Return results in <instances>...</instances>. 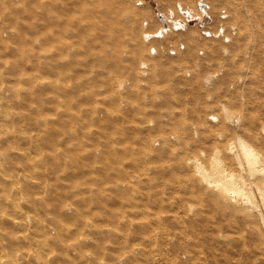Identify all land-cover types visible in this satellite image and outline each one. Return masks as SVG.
I'll return each mask as SVG.
<instances>
[{"label": "rangeland", "instance_id": "374dc122", "mask_svg": "<svg viewBox=\"0 0 264 264\" xmlns=\"http://www.w3.org/2000/svg\"><path fill=\"white\" fill-rule=\"evenodd\" d=\"M10 1V4L15 6L14 10L10 5L7 7L5 0H0V86L2 88L8 86L19 92V96L11 99L13 106L11 111L13 114L22 115L30 113V122L26 127L23 125V129H16L22 124L23 119H14L13 126L10 125L6 131H0V195H12L16 199L20 195H36L42 199H55L61 204L67 202L71 205L72 200L75 201L78 196L96 199L103 195L102 201L88 205L85 220H89V223L83 222L84 225L86 223V228L82 227L76 234L82 236L81 241L84 239L83 243L85 241L86 246L84 244L82 246L89 254V258L97 259V263L100 264L105 262L132 264L133 261L127 256L137 244L136 247H140L141 251L135 250L139 254V257L135 258V264L138 261V264H174L167 255L172 250L178 254V258L185 259L180 243L183 240L184 222L187 218L184 214L188 213L186 205L192 203L191 195L166 193L152 195V188H155L153 187L155 185H150L148 174L132 169L130 154L132 150L125 148L134 149V153L137 154L133 157L136 156L137 162L154 164L155 160L149 156L150 153L138 149L137 146L142 139L152 141V144L158 142L159 144H154V147L161 144L162 137L153 134L158 121L171 122L175 118L181 120L185 126L191 125L203 98L217 95L216 99H224L226 95L223 87L217 89L213 81L201 83L200 80H195L197 70L203 78L209 71L217 68L216 65L220 61H229L230 58L227 57L229 51L223 52L221 46L224 45L213 39L216 38L215 31L221 38L224 37L222 26L231 28L234 25L237 32L243 31V35L248 37L234 47V53L246 51V58L243 60L238 55L234 56V66L229 67V74L224 78L225 87L232 81L231 75L246 73L247 84L239 91L245 93L247 98L251 82L249 79L256 74L259 81L253 88V96L264 93V62L253 60L260 47L259 39L264 38V1L259 0L252 4L246 0H134L135 3L132 2L131 5L139 14V21L135 20L137 37L140 39L144 31H158L159 38L156 40L163 48L157 54L152 48L151 52L153 51L154 55L151 54L153 56L151 58L147 50L144 51L142 48L134 66L129 65L132 62V43L124 42L115 47L113 36L108 33L107 27L106 30L101 27L94 28V31L100 32L95 36L87 31L72 30L65 15L60 21L57 20L59 0ZM24 5L32 7L33 11L26 15L16 10L17 7ZM9 13L16 15L15 21H11ZM72 14L75 17L83 15L79 9L74 10ZM247 14L249 19L245 27L242 17L248 16ZM131 23L130 18L126 20L122 17L111 25L120 29L118 35L124 39V31L131 29ZM159 25L164 26L162 27L164 30H159L161 29ZM171 25L173 29H170ZM162 32H165L164 36L161 35ZM189 40H193V44L190 45ZM19 46L23 48V54L17 52ZM231 46H228V49ZM123 48H127V51L122 50ZM260 52L264 55V45ZM183 55H189L188 60L180 57ZM153 58H159L162 62L161 68L167 71L158 72L155 78L149 77L142 83L139 80L140 94L137 103L139 109L132 115L122 114L117 107L123 104L120 96L124 89L119 88L118 81L129 78L125 77V73L134 75L144 60L150 62ZM224 70L221 69L213 80L221 79L225 74ZM117 71L120 75L114 76ZM185 71H190V74H185ZM122 72L124 74L121 75ZM45 81L49 82L48 85H45ZM151 83L154 85H150ZM229 87L230 90L236 89L233 84ZM24 95L30 100L28 104L21 103L20 99H23ZM169 96L178 101L166 102ZM126 97L129 101L130 97ZM0 108L1 114V105ZM172 133L174 141H177L178 131L169 128L167 135L170 136ZM33 138H36L35 142ZM105 142L112 145L110 155H106L107 149L103 145ZM190 143L191 141H186L187 145ZM177 145L178 147L185 145L184 140ZM33 158L39 162L37 165ZM33 162L37 167L33 166ZM135 174L142 179L136 181L137 185L127 187V179ZM133 193L137 196L132 195ZM23 201L21 198L22 203ZM21 209L13 205H4L2 212L8 217H17ZM142 211L145 212L144 216L141 214ZM150 211H153L152 214ZM201 213L209 216L212 211L204 206ZM108 216L113 218L109 219ZM47 217L44 221L48 224L45 228L46 233L53 237L57 234L58 228L57 225L48 223L52 220ZM134 217L138 219L135 221ZM28 218L27 228L9 223L0 226V233L4 230L8 232L4 231L3 238L0 235L3 243L0 247L1 264H9L10 259L16 257L20 259L19 264H34L23 258H26L24 254L28 249L31 253L37 252L36 246L40 244L41 234L35 230L32 219ZM121 220L126 222L123 224ZM143 220L146 221L142 225H137V229L134 224L136 222L140 224L139 222ZM67 221L71 225L72 221ZM160 223L164 224L160 225L164 228L159 226ZM147 224L150 225L147 227ZM73 227L74 225H71L74 230ZM106 230H113V233ZM166 231H169L167 235L172 240H166ZM11 233L18 234L17 239L20 242L14 240ZM71 235L73 237L74 234ZM24 236L27 237L26 240L23 239ZM145 236H149L153 241L150 239L143 241ZM72 240L73 238L69 239V242ZM133 242L138 243L131 245ZM26 245L29 247H25ZM152 245H155L154 247L158 245L160 252ZM146 247L147 253L144 250ZM52 255L53 253L48 251L41 255L43 264H49L47 259H51Z\"/></svg>", "mask_w": 264, "mask_h": 264}, {"label": "bare ground", "instance_id": "6f19581e", "mask_svg": "<svg viewBox=\"0 0 264 264\" xmlns=\"http://www.w3.org/2000/svg\"><path fill=\"white\" fill-rule=\"evenodd\" d=\"M246 1L252 4L259 2V0ZM5 2L7 7L10 5L12 10L15 9V6L10 4V0H5ZM132 2L135 3L134 0H59L57 3V15L59 19L57 20L60 21L63 15H65L69 19L68 23L72 30L78 32L87 31L95 36L99 35L100 32L94 31V28L101 27L106 30L107 27L108 33L113 36L115 47H119L124 42L132 43V62L129 65L134 66L136 57L142 48L144 51L147 50L150 58L153 57L152 55H154V53L157 54L161 52L163 48L161 47L160 42L156 40V38H159L157 36L159 35L158 31H144L142 32V35H140V39L137 37L135 20L139 21V14L131 5ZM47 8L49 11V7ZM76 9H79L83 13L81 17H75L72 14ZM16 10L28 15L33 11V8L24 5L23 7H17ZM204 11L207 12V9L204 8ZM8 16H10L11 21L16 20L15 14L9 13ZM122 17H125L126 20L130 18L132 21L130 26L131 29L129 31H124V39H121L120 35H118L121 32L120 29H116L115 26L111 25L115 20H119ZM237 18L240 19L241 17L237 16ZM248 19L249 15L242 17L245 27ZM162 27L159 25V28H161L159 30H164ZM222 28L224 33L221 35L224 37L221 38V36L217 34V31H215L216 38L213 39L222 43L221 45H224L221 46L223 52L229 51L227 54V57L230 58H228L229 61H220L216 65L217 68L209 71L203 76L204 79L198 72L199 70H197L195 73V80H200V82L213 81L215 88L218 89V87H223L225 89L224 95H226L224 96V99H216L217 95L211 98L208 97L209 99L203 98L196 116L192 118L193 122L191 125L185 126L181 120H175V118L171 122H164L162 120L158 121L157 126L153 129V134L156 133L162 137L161 144L154 147V144L159 143L152 144V141L148 142L142 139L137 146L138 149L146 150L150 153L149 156L155 160L154 164L150 163L151 165H149L144 162H137L135 159L136 156L133 157V155L137 154L134 153V149L125 148V150H132V152H130L132 156V169L139 173L148 174L150 185H155L153 186L155 188H152V195H163L164 193L167 195H191L192 203H187L188 205H186V211L188 213L186 214V211L184 212V215H187V218L184 222L183 240L180 243L185 254V259L178 258V254L175 251H169L167 254L168 259L174 264H264V93L259 96H253V88L259 81L256 74H254L252 79H249L251 82L248 87L247 98L245 93L239 91L240 88L245 87L247 84L246 73L244 75L242 72L240 75L239 73L231 75L232 81L229 84L227 83L225 87L224 78L229 74V67L231 68L234 66V56L238 55L239 58L243 60L246 58V51H243L242 53H234V47L238 45L239 41L247 40L248 37L243 35V31H240V33L239 31L237 32V28L234 25L231 26V28H225L224 26H222ZM170 29H173L172 25ZM163 33L165 34V32H162L161 35H163ZM259 40L260 47L255 53L253 60L256 59L258 62H264V55L260 52L264 45V38H260ZM189 41L191 42L190 45L193 44V40ZM230 45L232 46L228 49V46ZM152 48L154 49V53H152L153 51L151 52ZM122 50L127 51V48H123ZM18 51L19 54H23L24 52L21 46L18 47L17 52ZM180 57L186 61L188 60L189 55H183ZM229 63L231 64L229 65ZM161 65L162 62L159 58H153L150 62L144 60L138 72L136 71L132 76L125 73V77L129 78H122L118 81L117 85L119 88L124 89L123 93L120 91L122 93V96L120 97L123 104L121 105L119 103L121 107H117L122 114L132 115L137 112L139 109L137 103L140 94L138 88V84L140 83L139 80L142 83L149 77L155 78L158 72H166L167 70L162 69ZM221 69H225L224 76L219 80H213L214 77L218 76L217 74ZM122 74H124V72H122L121 75ZM185 74H190V71H185ZM115 75H120V72H115L114 76ZM29 80L30 77L28 78V81ZM38 82L40 81L38 80ZM47 83L49 82H46L45 85H48ZM189 83L190 82H188V84ZM230 84L235 85L236 89L230 90ZM150 85H154V83H151ZM209 85L211 87V84ZM6 91H8V93H6ZM11 92L13 93L11 94ZM18 94L19 92L17 90L11 89L8 86L4 88L0 86V105L2 107V113L0 114V131H6L9 129L10 125L13 126L14 119H23L22 124H20L19 127H16V129H23V125L26 127L30 122V113L22 115V113L13 114L11 111L13 108L11 105V99H14V96H19ZM25 96L26 95L22 97L23 99H20L21 103L24 102L25 104H28V101L30 100ZM126 96L130 97L129 101ZM173 98V96H169L166 102L171 103L172 100L178 101ZM193 111H195V109H193ZM169 128L178 131L179 134L176 137L177 141H174V133L169 134L170 136L167 135ZM149 134L150 133H146V135ZM34 139L36 138H33V140ZM182 140H184L185 145L178 147L177 143H180ZM35 141L36 140H34V142ZM186 141H191V143L187 145ZM103 145L106 146L107 149L106 155H110L112 145L108 142H105ZM31 162L32 161H30V163ZM37 163L39 162L36 161V165ZM32 164L33 166H36L34 165V162ZM145 175L144 177L147 178ZM141 179L142 177H139L137 174L130 176L127 179V187L131 188L133 185H137L136 181H140ZM138 185L140 186L142 184ZM137 190L141 191L140 189ZM134 191L135 190H133V192ZM132 195L135 194L133 193ZM136 196L137 195H135V197ZM21 198L24 199V203L21 202ZM103 199V195L96 199H92L89 196H78L75 201L72 200L74 204L71 201V205L67 202L61 204L59 200L55 199H42V197L36 195H20L17 199L12 195H0V226L9 223L20 228H27L26 220L29 219L28 217L32 219L35 230L41 234V239L40 244L36 246V253H31L30 249L25 252L24 255H26V258L23 259H26L28 263L32 261L34 264H43L41 255L48 251L53 253L51 259H47L49 264H100L97 263V259L95 260L93 257L89 258V254L83 249L84 246H82L83 244L86 246L85 241L83 243L84 239L81 241L80 238L82 236H76V234L79 229H82V227L85 226L86 228V223L84 225L83 222H87V224L89 223V220H85V211L88 208V205L90 206L92 202L98 203ZM140 200L141 199H139L138 202H140ZM143 200L144 199H142V201ZM4 205H13L14 207L22 209L18 211L17 217H8L2 212ZM130 205L132 206V204ZM134 205L135 204H133V206ZM204 206L209 207L212 211L211 215L208 216L201 213ZM24 207H27V209ZM183 207L185 206L183 205ZM152 212L150 214H152ZM143 213L145 212L142 211L141 214ZM129 214L130 213H128V215ZM134 214L135 213H133V215ZM156 214H158V212ZM115 216L118 217L117 215ZM46 217L53 221H48V223H53L55 226L57 225L58 232L53 237L46 233L45 228L48 225L44 222ZM109 217L110 216H108V218ZM135 219L137 220L138 218L134 217V220ZM67 220L72 221L71 225H74V230L71 228V225ZM122 221L123 220H121V222ZM144 221L146 220H143V222L138 221L140 224H137V222L134 224L133 221L131 222L134 226H137L142 225V223L144 224ZM124 222H126V220L123 221V224ZM150 224H147V227ZM162 224L160 223L159 226ZM160 227L164 228V226ZM136 228L138 229V226ZM106 229H108V227ZM110 231L106 230V232L109 233ZM141 231L143 232V230ZM5 232L8 233L7 231ZM3 233H0L2 238L4 237L2 236ZM72 233L74 234L73 237H71ZM146 233L148 235V232ZM168 233L169 231H166L167 241L172 240V238L167 235ZM118 234L120 235L121 233ZM17 236L18 234L15 235L11 233V237L20 242V240L17 239L19 238ZM71 238H73V240L69 242V239ZM23 239L26 240L27 237L24 236ZM149 239V236H145L143 241H148ZM143 241L142 244L144 243ZM151 241H153V239ZM138 242L140 241L138 240ZM136 243L133 242L131 245ZM1 246H3V243L0 238V247ZM136 246L137 244L132 250H130L131 253L127 256L130 261H133L132 264L136 261L135 258L139 257V254H137L135 250L141 251V248ZM154 246L153 248H157L158 245H156V247ZM25 247L29 246L26 245ZM150 248L152 249V247ZM145 249L147 250V247L144 248V250ZM157 251L160 252L158 248ZM123 254L121 253V255ZM163 255L164 253H162L161 256L163 257ZM128 259L126 258V260ZM19 260L18 257L13 260L10 259L9 264H19ZM105 264L107 263L105 262ZM114 264L118 263L115 262Z\"/></svg>", "mask_w": 264, "mask_h": 264}]
</instances>
